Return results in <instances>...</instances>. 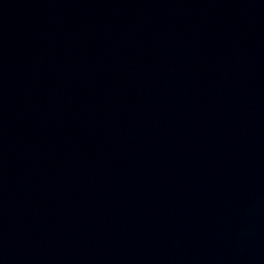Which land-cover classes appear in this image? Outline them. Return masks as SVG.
I'll use <instances>...</instances> for the list:
<instances>
[{
  "label": "water",
  "instance_id": "1",
  "mask_svg": "<svg viewBox=\"0 0 264 264\" xmlns=\"http://www.w3.org/2000/svg\"><path fill=\"white\" fill-rule=\"evenodd\" d=\"M0 264H264V0H0Z\"/></svg>",
  "mask_w": 264,
  "mask_h": 264
}]
</instances>
